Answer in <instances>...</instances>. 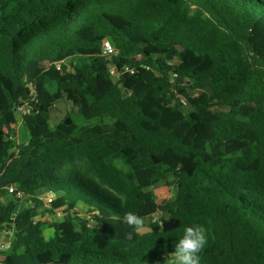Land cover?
I'll return each mask as SVG.
<instances>
[{
    "label": "trees",
    "instance_id": "obj_1",
    "mask_svg": "<svg viewBox=\"0 0 264 264\" xmlns=\"http://www.w3.org/2000/svg\"><path fill=\"white\" fill-rule=\"evenodd\" d=\"M72 51L74 71L42 67ZM158 185L175 198L158 205ZM44 188L61 194L51 210ZM129 211L148 233L121 237ZM196 224L201 264H264V0H0V230L14 232L0 264H166Z\"/></svg>",
    "mask_w": 264,
    "mask_h": 264
},
{
    "label": "rangeland",
    "instance_id": "obj_2",
    "mask_svg": "<svg viewBox=\"0 0 264 264\" xmlns=\"http://www.w3.org/2000/svg\"><path fill=\"white\" fill-rule=\"evenodd\" d=\"M73 57V56H72ZM70 57V58H72ZM70 60V59H69ZM69 60H66V62H68ZM72 62H68L69 63H73L74 60H71ZM117 80V78H115ZM138 85V79L136 78V76L132 75L129 82H128V86L126 87H122L123 90L126 92L127 95H129L132 91V88L134 86ZM190 95L192 97V99L195 101V103L198 105L199 110H203L204 109V102H205V98L203 95V92L201 91H190ZM226 109H222V108H216L215 112H220V111H224ZM249 114V108H245L242 112V116L243 118H246ZM66 115V107L64 102H59L57 103V105L55 106V108L53 109V111L51 112V124L52 127L54 128L55 126H57L65 117ZM19 119V123L17 126V130H18V138L17 140L23 144L27 143L29 140V130H28V123H23L24 119H20V117H18ZM210 128V127H209ZM209 130L206 132V136L209 133ZM242 152H239L237 155H241ZM46 189V188H44ZM41 189V190H44ZM39 190V191H41ZM176 187H165V186H156V190H155V198L156 201L158 203V205H163L168 201H171L175 198L176 195ZM50 191H48L47 193H39V198L43 201L45 196H47L49 194ZM30 207V203L28 202V200L23 199L21 200V202L19 203V205L17 206L15 213H17V215H19L20 213H22L25 209ZM44 210H51V208H46ZM44 210L42 211V213L44 212ZM60 213H63L62 210H58L55 211V213H51V215H49L47 217V219L49 221L55 220V221H60L61 217H59L58 215ZM104 217V215H100L97 218L98 219H102ZM157 218H160V220H165L167 218V215L159 212V214L156 216ZM88 221V220H87ZM145 233H148L150 231V224L152 222V220L146 219L145 220ZM119 228H120V232H121V237L123 239L127 238L126 233L127 232H131L132 229L123 222V220H119L117 222ZM14 232H7L4 230H0V243H5V244H10L11 240H14ZM135 233H133L134 235Z\"/></svg>",
    "mask_w": 264,
    "mask_h": 264
},
{
    "label": "clouds",
    "instance_id": "obj_3",
    "mask_svg": "<svg viewBox=\"0 0 264 264\" xmlns=\"http://www.w3.org/2000/svg\"><path fill=\"white\" fill-rule=\"evenodd\" d=\"M123 222L132 229L126 233L128 239L132 238L133 233L145 234V219L136 213L127 212ZM206 233L207 229L201 224L185 227L182 237L175 244V251L170 254L166 264H201V253L208 242Z\"/></svg>",
    "mask_w": 264,
    "mask_h": 264
},
{
    "label": "built area",
    "instance_id": "obj_4",
    "mask_svg": "<svg viewBox=\"0 0 264 264\" xmlns=\"http://www.w3.org/2000/svg\"><path fill=\"white\" fill-rule=\"evenodd\" d=\"M117 54H118V52L116 51V48L113 45L112 40H110V39L105 40V42L103 44V49H102L101 55L104 57H107V58H112L113 56H115ZM70 57H72V58H70ZM72 59L74 60V62L68 64L69 61L72 62L71 61ZM66 60H69V61L66 62ZM77 62H78L77 54L74 51H72L69 55L62 57L60 59H55L52 61H50V60L43 61L42 67L43 68H51L53 66H56L58 68V70L60 71L62 68V65H66L69 67V71L72 72V71H74V66L77 64ZM110 69H111V73H112L114 79L117 78V80L115 79V81H117V82L120 81L121 80V74L118 72L117 68L114 65H112ZM127 70H129V68ZM132 74H134V72H132ZM122 87H124V86H122ZM16 114L18 117H20V119H24V118L30 116L31 115L30 104L26 101H21L18 104V106L16 107ZM17 126L18 125L13 126V127L17 129ZM9 191L11 194H16L17 198L20 200H23L26 198L24 196V194L19 192V190L16 186L11 187L9 189ZM60 199H61L60 193L50 191L49 194L47 196H45L43 202H44L46 208H52L53 204L55 202H58V200H60ZM100 215H103V214L100 212H96L91 216L85 217V219L88 220L90 224H93L96 222V220L98 219L97 217ZM58 216L62 218L63 213H60ZM40 219H41V217H38L36 220H40ZM9 249H10V244L0 243V252H6Z\"/></svg>",
    "mask_w": 264,
    "mask_h": 264
},
{
    "label": "crops",
    "instance_id": "obj_5",
    "mask_svg": "<svg viewBox=\"0 0 264 264\" xmlns=\"http://www.w3.org/2000/svg\"><path fill=\"white\" fill-rule=\"evenodd\" d=\"M48 192V190L47 189H44V190H41V191H39V193H47ZM58 211V210H57ZM1 259V258H0Z\"/></svg>",
    "mask_w": 264,
    "mask_h": 264
},
{
    "label": "water",
    "instance_id": "obj_6",
    "mask_svg": "<svg viewBox=\"0 0 264 264\" xmlns=\"http://www.w3.org/2000/svg\"><path fill=\"white\" fill-rule=\"evenodd\" d=\"M11 227L9 226L8 229H10Z\"/></svg>",
    "mask_w": 264,
    "mask_h": 264
}]
</instances>
